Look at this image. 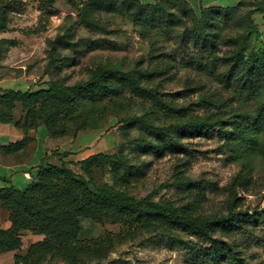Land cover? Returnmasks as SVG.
Returning a JSON list of instances; mask_svg holds the SVG:
<instances>
[{"label":"rangeland","instance_id":"374dc122","mask_svg":"<svg viewBox=\"0 0 264 264\" xmlns=\"http://www.w3.org/2000/svg\"><path fill=\"white\" fill-rule=\"evenodd\" d=\"M116 1L115 5L104 1L95 7L93 14L100 15L105 28L103 31L85 28L79 19V8L69 3L63 10H50L40 3H4L1 13L6 17L7 30L3 33L14 40L13 45L9 48L5 46L3 50L16 47V67L26 68L16 69V72L25 71L37 89L47 88L51 82L73 85L85 81L91 71L100 65L122 71L158 69L159 74L144 80V86L152 88L160 100L172 106V110H162L159 105L128 96L131 107L109 108L101 117V129L98 131L88 130L76 137L59 140L68 142L70 150L79 148L78 159L98 153L113 155L123 150L136 177L124 185V189L136 199L149 197L153 202L169 201L175 206L191 203L198 213L211 217L226 216L234 200L236 208L233 209L248 212L254 219L230 240L239 246L243 264H264V219L260 216L264 209V154L253 161L251 182L233 189L234 179L245 173V167L235 160L234 147L217 130L186 136L182 139L186 151H167L160 156L143 148L139 141H163L161 137L137 127L125 128L119 124L120 119L126 116L140 117L148 113L157 126L196 116L206 117L215 111L209 110L203 103L204 98L216 95L226 100L233 96L221 81L207 75L195 64L194 59L202 56L207 59V55L201 53L203 50L196 48V44H200L197 38L199 16L181 1H175L170 6L173 21L158 19L157 24L141 23L136 19L138 8L133 0ZM140 1L150 3L148 0ZM2 4L0 1V6ZM252 9L250 1L237 9H221L211 14L208 28L215 44L212 53L219 58L218 73L228 67L226 56L238 50L235 39L246 32V16ZM38 11L41 16L36 14ZM55 15L59 20H52ZM62 32L69 33L70 44L62 47V59L47 73V41ZM262 38V41L258 40L253 34L251 48L263 47ZM76 140L79 144L83 140V146L78 147ZM69 167L83 176L77 162H72ZM112 170L110 165L98 169L96 182L114 184ZM182 178H190L196 183L181 186L178 181ZM4 214L10 222L9 213L4 211ZM82 228L84 245L107 249L104 257L90 258L87 264H194L190 244L198 240L183 232H148L120 223H96L91 220H83ZM21 239L22 254H26L29 247L43 241L44 236L23 231ZM17 253H5L11 256L9 264H15ZM42 264L67 263L50 259Z\"/></svg>","mask_w":264,"mask_h":264},{"label":"trees","instance_id":"16d2710c","mask_svg":"<svg viewBox=\"0 0 264 264\" xmlns=\"http://www.w3.org/2000/svg\"><path fill=\"white\" fill-rule=\"evenodd\" d=\"M0 1L3 3L0 6V33H3L7 30L6 17L1 13L4 3L21 2ZM104 1L110 5L117 3L116 0H70L69 4L79 8V19L85 28L103 31L105 28L100 15H94L93 12ZM175 1H181L190 8L185 0H154L148 4L133 0L138 8L136 19L141 23L157 24L158 19L171 22L174 14L170 6ZM53 3L54 0H47L40 5L54 10ZM245 3L231 8L210 7L198 12L190 8L199 16L197 38L200 44H196V48L207 55V59L206 56L194 59L195 64L207 75L221 81L223 87L233 95L226 100L216 95L204 98L203 103L209 110H214V114L182 119L166 126L155 125L150 113L140 117L126 116L119 121L121 127H137L150 135L161 137L163 141H139L143 148L160 156H164L167 151H186L182 141L186 136L217 130L234 147L235 160L246 168L245 173L234 179L233 189L251 182L253 161L264 154V45L259 49L251 48L250 45L253 34L258 40L263 39L253 15L256 11L264 13V6L251 2L253 9L246 16L247 30L235 39L239 48L226 56L228 67L221 73L216 71L219 58L212 53L215 44L208 27L214 11L237 9ZM69 37L68 32H62L47 41V73L62 59L61 49L64 45L69 46ZM10 45V42L0 41V50ZM158 74L156 68L122 71L100 65L91 71L87 80L73 85L51 82L47 88L33 91L0 90V122L12 123L13 112L17 104L21 105L25 115L16 126L25 131L26 137L22 142L10 146L18 148L32 140L28 132L39 126H43L56 140L76 137L88 130L98 131L101 129V117L109 108L131 107L128 96L159 105L162 110H172V106L160 100L152 88L144 86V80H150ZM71 155V152L53 151L52 157L59 156L60 164L44 160L26 187L6 185L0 188V210L9 213L11 222L9 229H0V255L17 251L15 264H42L50 259L62 260L67 264H87L90 258L104 257L107 250L104 246L94 249L82 243V221L91 220L96 223H120L148 232H183L198 240L190 244L194 264H243L239 246L230 239L245 224L252 223L254 216L233 209L236 208L234 200L226 216L211 217L198 213L191 203L175 206L169 201L153 202L149 197L136 199L124 189V185L136 177L123 150L113 155L93 154L77 162L83 176L69 167L72 162L64 161ZM108 165L113 169L114 184H98L95 179L97 170ZM3 182L7 183V180ZM178 182L181 186L196 183L190 178H182ZM260 216L264 219V209ZM23 231L44 236V240L31 245L26 254H22L21 250Z\"/></svg>","mask_w":264,"mask_h":264},{"label":"crops","instance_id":"0c3cea01","mask_svg":"<svg viewBox=\"0 0 264 264\" xmlns=\"http://www.w3.org/2000/svg\"><path fill=\"white\" fill-rule=\"evenodd\" d=\"M21 2L23 4L37 5L47 0H10ZM70 0H54L53 8L55 10H63ZM154 0H148L152 3ZM191 9L195 12L201 9L210 7L231 8L242 2H253L256 5L264 6V0H185ZM148 4V3H144ZM254 23L259 28L264 37V13L256 11L253 15ZM13 37L7 36L6 33H0V41H7L13 45ZM9 48V46H7ZM16 47H10L7 50H0V90H15V91H33L36 90L34 81L27 77L26 72H16L17 70H25L26 68L16 67ZM19 73V75H18ZM24 111L20 104H17L13 112L12 123L0 122V188L6 185H14L18 188L26 187L31 181V177L38 171L39 165L45 160L51 164L60 163V157H52L53 151L71 152V156L64 159L65 162H79L83 159H78L79 148L70 150L69 144L66 141H60L52 138L43 126L32 129L28 132V136L32 140L24 147H10L22 142L26 133L23 129L18 128L16 123L24 119ZM73 141V140H72ZM79 140L75 144L79 147L83 146V140L80 144ZM78 152V153H77ZM93 154L88 155L91 156ZM87 157V158H88ZM7 180V183L3 182ZM4 211L0 210V229H9L11 223L8 221ZM11 256L4 254L0 256V262L9 264Z\"/></svg>","mask_w":264,"mask_h":264},{"label":"built area","instance_id":"2783aa9c","mask_svg":"<svg viewBox=\"0 0 264 264\" xmlns=\"http://www.w3.org/2000/svg\"><path fill=\"white\" fill-rule=\"evenodd\" d=\"M36 14H37L38 16H39V15L41 16V12H40V11H38ZM52 20H54V21L59 20V17H58L57 15H55V16L52 17Z\"/></svg>","mask_w":264,"mask_h":264}]
</instances>
